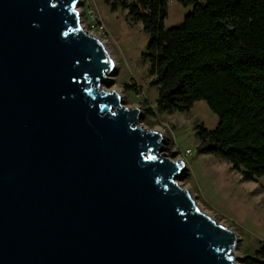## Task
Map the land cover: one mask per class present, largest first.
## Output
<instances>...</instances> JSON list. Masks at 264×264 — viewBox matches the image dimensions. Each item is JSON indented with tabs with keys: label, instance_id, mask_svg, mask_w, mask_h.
Instances as JSON below:
<instances>
[{
	"label": "water",
	"instance_id": "obj_1",
	"mask_svg": "<svg viewBox=\"0 0 264 264\" xmlns=\"http://www.w3.org/2000/svg\"><path fill=\"white\" fill-rule=\"evenodd\" d=\"M79 3L0 0V264H237Z\"/></svg>",
	"mask_w": 264,
	"mask_h": 264
},
{
	"label": "trees",
	"instance_id": "obj_2",
	"mask_svg": "<svg viewBox=\"0 0 264 264\" xmlns=\"http://www.w3.org/2000/svg\"><path fill=\"white\" fill-rule=\"evenodd\" d=\"M176 1L193 9L165 28L170 0H105L149 36L158 98L146 111L173 115L205 101L218 124L196 125L199 153L225 160L243 181H257L264 176V0ZM245 264H264V243Z\"/></svg>",
	"mask_w": 264,
	"mask_h": 264
},
{
	"label": "rangeland",
	"instance_id": "obj_3",
	"mask_svg": "<svg viewBox=\"0 0 264 264\" xmlns=\"http://www.w3.org/2000/svg\"><path fill=\"white\" fill-rule=\"evenodd\" d=\"M192 9L170 0L165 28L180 25ZM78 10L84 30L106 46L115 62L110 83L104 82L101 89L119 92L126 107L140 110L144 128L163 133L164 155L186 164L178 184L189 191L204 213L237 234L235 261L245 264L246 256L264 243V176L243 181L225 160L199 153L196 125L212 130L218 124L217 115L205 101L183 113L148 114L146 108L156 109L158 92L146 57L149 36L141 23L131 21L126 10L112 11L105 0H80ZM91 19L104 25V32L90 30Z\"/></svg>",
	"mask_w": 264,
	"mask_h": 264
},
{
	"label": "built area",
	"instance_id": "obj_4",
	"mask_svg": "<svg viewBox=\"0 0 264 264\" xmlns=\"http://www.w3.org/2000/svg\"><path fill=\"white\" fill-rule=\"evenodd\" d=\"M92 20V19H91ZM93 21V20H92ZM90 22V26H89V29L92 30V31H97L99 33H102L104 32L105 30V27L104 25H102L100 22H96V21H93V22Z\"/></svg>",
	"mask_w": 264,
	"mask_h": 264
},
{
	"label": "bare ground",
	"instance_id": "obj_5",
	"mask_svg": "<svg viewBox=\"0 0 264 264\" xmlns=\"http://www.w3.org/2000/svg\"><path fill=\"white\" fill-rule=\"evenodd\" d=\"M111 75H112V74H111ZM111 75L108 76L109 81H111V80H110ZM102 84H103V83H102ZM197 205H198V204H197Z\"/></svg>",
	"mask_w": 264,
	"mask_h": 264
}]
</instances>
